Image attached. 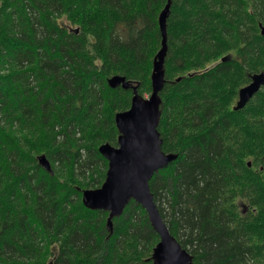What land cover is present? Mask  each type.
Instances as JSON below:
<instances>
[{
  "label": "trees",
  "instance_id": "16d2710c",
  "mask_svg": "<svg viewBox=\"0 0 264 264\" xmlns=\"http://www.w3.org/2000/svg\"><path fill=\"white\" fill-rule=\"evenodd\" d=\"M169 1L157 131L177 157L153 200L193 264H264V86L232 110L264 72V0ZM167 2L0 0V264H152L145 210L130 201L110 234L82 190L105 179L132 86L151 93Z\"/></svg>",
  "mask_w": 264,
  "mask_h": 264
},
{
  "label": "water",
  "instance_id": "95a60500",
  "mask_svg": "<svg viewBox=\"0 0 264 264\" xmlns=\"http://www.w3.org/2000/svg\"><path fill=\"white\" fill-rule=\"evenodd\" d=\"M170 1L158 17L161 48L158 51L151 72V95L142 98L137 88L132 87L133 96L128 110L118 112L114 123L118 130L117 147L108 143L98 148V153L107 161L105 180L99 188L82 190V201L89 210L108 214L106 228L112 233V220L118 218L126 205L133 201L146 212L153 231L159 241L152 250V264H193L192 256L181 247L170 234L161 218L149 188L153 174L176 159L175 154L161 150V139L157 131L159 122L160 97L164 84V59L166 56V21ZM264 36V27H260ZM107 84L110 88L127 90L130 84L122 76H113ZM264 85V73L254 74L251 83L239 90L234 110H240ZM39 166L51 174V167L44 155L37 158Z\"/></svg>",
  "mask_w": 264,
  "mask_h": 264
},
{
  "label": "rangeland",
  "instance_id": "374dc122",
  "mask_svg": "<svg viewBox=\"0 0 264 264\" xmlns=\"http://www.w3.org/2000/svg\"><path fill=\"white\" fill-rule=\"evenodd\" d=\"M149 95L148 94H146V93H144L143 95H142V97L143 98H147ZM160 202V204H162V201L160 200L159 201ZM166 205V204H165ZM167 215H169V211L168 210H166V212H165Z\"/></svg>",
  "mask_w": 264,
  "mask_h": 264
}]
</instances>
